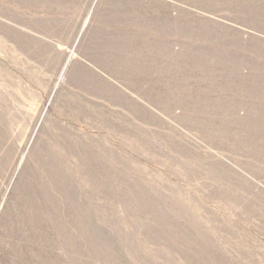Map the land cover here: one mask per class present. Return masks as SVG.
Wrapping results in <instances>:
<instances>
[{
  "label": "rangeland",
  "instance_id": "1",
  "mask_svg": "<svg viewBox=\"0 0 264 264\" xmlns=\"http://www.w3.org/2000/svg\"><path fill=\"white\" fill-rule=\"evenodd\" d=\"M0 264H264V0H0Z\"/></svg>",
  "mask_w": 264,
  "mask_h": 264
}]
</instances>
